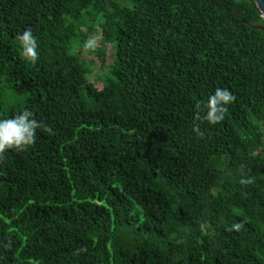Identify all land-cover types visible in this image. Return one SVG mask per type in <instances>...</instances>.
I'll return each instance as SVG.
<instances>
[{
  "label": "trees",
  "instance_id": "16d2710c",
  "mask_svg": "<svg viewBox=\"0 0 264 264\" xmlns=\"http://www.w3.org/2000/svg\"><path fill=\"white\" fill-rule=\"evenodd\" d=\"M217 87L234 100L209 125ZM24 108L41 126L0 153V264H264L254 0H0V118Z\"/></svg>",
  "mask_w": 264,
  "mask_h": 264
},
{
  "label": "clouds",
  "instance_id": "9594fccd",
  "mask_svg": "<svg viewBox=\"0 0 264 264\" xmlns=\"http://www.w3.org/2000/svg\"><path fill=\"white\" fill-rule=\"evenodd\" d=\"M20 56L29 63L37 60V41L30 30H24L17 36ZM86 48L94 47V41L89 39L85 43ZM234 100V96L227 88L217 87L206 99H201L195 105L197 120L206 121L209 125L219 123L227 105ZM203 112V115L200 113ZM40 122L34 118V114L27 108L16 112L7 118H0V153L8 149L17 151L24 150L34 143L36 131L40 128ZM46 131L50 129L45 128ZM193 131L199 133L198 127H193ZM243 182V181H242ZM239 228V224L232 225Z\"/></svg>",
  "mask_w": 264,
  "mask_h": 264
},
{
  "label": "rangeland",
  "instance_id": "374dc122",
  "mask_svg": "<svg viewBox=\"0 0 264 264\" xmlns=\"http://www.w3.org/2000/svg\"><path fill=\"white\" fill-rule=\"evenodd\" d=\"M128 5L130 6V4H128ZM83 55L88 60H90V58L92 59L88 49H84ZM113 55H114V51L112 49H109L108 55H107V62H106V65L104 67L103 66L101 67L98 61L95 62V66L97 69L94 70L90 76L92 82H95L96 79L98 80L99 77H102L104 74H106L108 72V69H109L108 67L113 62ZM97 86H99V87L101 86L100 81L97 82Z\"/></svg>",
  "mask_w": 264,
  "mask_h": 264
},
{
  "label": "water",
  "instance_id": "95a60500",
  "mask_svg": "<svg viewBox=\"0 0 264 264\" xmlns=\"http://www.w3.org/2000/svg\"><path fill=\"white\" fill-rule=\"evenodd\" d=\"M254 2L262 19L264 20V0H254Z\"/></svg>",
  "mask_w": 264,
  "mask_h": 264
}]
</instances>
